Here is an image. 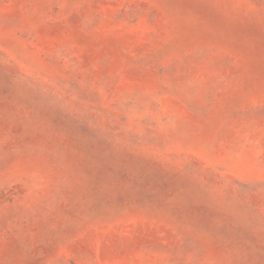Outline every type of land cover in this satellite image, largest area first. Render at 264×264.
<instances>
[{
    "label": "rangeland",
    "instance_id": "obj_1",
    "mask_svg": "<svg viewBox=\"0 0 264 264\" xmlns=\"http://www.w3.org/2000/svg\"><path fill=\"white\" fill-rule=\"evenodd\" d=\"M0 264H264V0H0Z\"/></svg>",
    "mask_w": 264,
    "mask_h": 264
}]
</instances>
